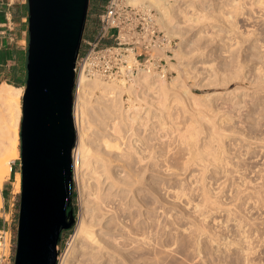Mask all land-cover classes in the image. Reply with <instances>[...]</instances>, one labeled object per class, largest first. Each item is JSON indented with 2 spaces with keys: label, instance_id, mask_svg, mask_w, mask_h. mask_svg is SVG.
I'll return each mask as SVG.
<instances>
[{
  "label": "rangeland",
  "instance_id": "374dc122",
  "mask_svg": "<svg viewBox=\"0 0 264 264\" xmlns=\"http://www.w3.org/2000/svg\"><path fill=\"white\" fill-rule=\"evenodd\" d=\"M179 1L183 6L180 11L187 7L186 15L177 11L174 20L184 27L185 42L176 52L181 39L172 37L177 44L174 60L168 62L166 74L162 75L165 82L156 86L158 97L154 104H147L152 107L148 120L136 124L137 136H133L140 140L143 167L151 170L144 168L148 171L143 182L135 186L137 192L132 191L138 197L128 190L120 191L124 198L121 204L118 202L121 210L137 203L132 211H126V264H264V11L259 0H238L237 9L231 0H225L220 18L215 12L220 0ZM99 10L96 1H90L88 29H92ZM212 13L214 19L209 18ZM230 14L233 17L228 18ZM16 26L20 28L21 23ZM20 40L15 41L18 46L29 44ZM13 65L8 63L2 75L7 76ZM223 81L229 92L243 93L241 102L232 94L220 97ZM19 88L23 92L1 106L5 120L11 123L17 109H22L17 127L18 155L6 164L11 165L12 172L3 185H7V192L2 191L0 209V229L5 226L11 230L13 253L17 248L22 194V182L20 188L16 183L18 174L22 180L21 125L26 85ZM160 92L169 99L160 97ZM78 93L77 83L74 116ZM94 106L97 112L89 108L94 113L89 110L86 116L91 147L103 149L99 145L103 137L122 144L120 134L111 129L114 123L127 131L126 136L122 131L127 142L130 124L110 114L104 117L108 126L104 127L100 108ZM76 147L77 143L74 151ZM120 153L110 151L111 159ZM130 162L114 159L116 173L128 174L135 165L133 160ZM78 183L74 168L75 198L70 207L75 224L59 242L58 264L77 232L82 213ZM246 240L250 241L248 246Z\"/></svg>",
  "mask_w": 264,
  "mask_h": 264
},
{
  "label": "water",
  "instance_id": "95a60500",
  "mask_svg": "<svg viewBox=\"0 0 264 264\" xmlns=\"http://www.w3.org/2000/svg\"><path fill=\"white\" fill-rule=\"evenodd\" d=\"M28 79L23 97L22 194L15 264H58L75 224L73 151L76 61L90 0H28Z\"/></svg>",
  "mask_w": 264,
  "mask_h": 264
},
{
  "label": "bare ground",
  "instance_id": "6f19581e",
  "mask_svg": "<svg viewBox=\"0 0 264 264\" xmlns=\"http://www.w3.org/2000/svg\"><path fill=\"white\" fill-rule=\"evenodd\" d=\"M127 2L131 5L142 6L154 10L161 29L171 38L177 36L180 37L181 46L178 50H176V52L180 51L183 43L185 42L182 34L184 27L175 22L174 16L177 11H184V15H186L187 7L180 11L183 6L179 5V0H127ZM224 2L225 0H220V7L216 9L218 11H215L220 14V18L224 15ZM254 3L255 1L251 4ZM259 4L264 11V0H259ZM231 5L233 8L237 9L239 8L240 2L238 0H231ZM214 17L213 13L209 16V18L213 19ZM229 17L233 16L230 14L228 18ZM185 20L189 21V17L185 16ZM233 27L236 28L234 24ZM230 35H233V33ZM220 41L223 40L220 39ZM220 52H222V50H220ZM165 80L164 76L162 77V75L157 73L153 74L152 71H143L129 81L119 79L107 82L100 77L89 78L83 74L79 78V93L75 104L74 116L78 137L77 147L74 151V168L75 178L79 182L78 184L81 189L82 213L79 223L77 224V232L74 235L66 255L60 264H105L108 261L109 264H120L119 260L126 264L127 258L124 250L127 245L123 231L128 228V222L126 220L128 209L132 211V207H135L137 203H130V205L126 206V209L123 208V210H121L119 204H121L120 202H122L124 198L120 197V191L128 190L130 192H134L135 186L138 184L141 185L143 182L144 175L147 173L146 171H148L146 169H149L147 168L148 166L143 167L142 162H144L145 159L143 157L144 155H142L143 152L140 151L139 148L141 144L139 145L138 141L140 140L133 139V136L134 134H136L134 137L137 136V128H135V126L144 124L145 119L148 120L151 113L150 109L152 107L147 106V104L149 102H151L152 105L154 104V100L158 97L156 95L158 92L156 86L159 83H164ZM223 84L224 88L220 91V97L223 94H232V96L237 99V102L242 101L243 93L239 94L238 92H229V87H227L228 84L224 81L220 83V85ZM22 92V88L6 82L0 85V209L3 204V185L7 180H9L8 176L12 172L11 165L8 164L6 166V164L7 162L13 161V159L18 155V150L16 148L17 127L19 119L22 115V109H17L12 119L14 122L11 123L10 121L5 120L1 106L12 97L19 96ZM127 96L128 99H125ZM159 96L165 98L166 100L169 99L167 94L163 92H160ZM92 104L98 105V108H100L99 111H101L102 119L105 125H103L104 127H108L104 117L110 114H117L119 118H122L123 121L130 124V126L128 125V131L131 132L130 135L127 136V142L125 141L126 137H122L123 130L120 129L118 123H114L111 125V129L120 134V139L123 140L122 144L119 145L118 143L112 142L106 137H103L99 144L100 146H103V149L96 150L95 146H93V148L91 147V144L87 141L86 116L91 108V110L97 112L95 111L97 106ZM126 132H124L125 136L127 135ZM123 146L125 147L123 148ZM114 149L121 151V153L114 158L115 161L121 158L129 160V162L130 160H133V164L135 165L130 164L133 165L131 166V168L133 167L132 170L130 165L128 166L131 170H128V174H125L126 172L116 173L114 159H111L113 156L110 155V151H113ZM106 155H110L111 157L106 158ZM152 160H154L153 163L155 164V157H152ZM138 165V169L137 167L134 168ZM151 165L152 164H150V166ZM153 167H156V165H153ZM150 170L151 169H149V171ZM21 182V175L18 174L16 183L18 186L17 188H20ZM134 193L133 195H135ZM135 196L133 199H135ZM8 218L9 217L7 215L6 220H8ZM247 237L246 239L248 240ZM247 240L246 246H248ZM246 246L244 248H247ZM247 249L249 250V248ZM251 250L252 248L250 251Z\"/></svg>",
  "mask_w": 264,
  "mask_h": 264
},
{
  "label": "built area",
  "instance_id": "2783aa9c",
  "mask_svg": "<svg viewBox=\"0 0 264 264\" xmlns=\"http://www.w3.org/2000/svg\"><path fill=\"white\" fill-rule=\"evenodd\" d=\"M176 45L160 28L154 10L127 0H108L92 29H85L75 67L77 83L82 74L106 81L131 79L143 71L166 74ZM15 256L12 232L4 226L0 264H15Z\"/></svg>",
  "mask_w": 264,
  "mask_h": 264
},
{
  "label": "crops",
  "instance_id": "0c3cea01",
  "mask_svg": "<svg viewBox=\"0 0 264 264\" xmlns=\"http://www.w3.org/2000/svg\"><path fill=\"white\" fill-rule=\"evenodd\" d=\"M28 17L29 6L27 0H0V52L6 53L7 65L10 62L14 64L12 71L9 73L16 71L14 67L19 60L26 62L27 71L29 44L18 46L15 41L24 39L20 42H29ZM17 22L21 23L20 28L16 26ZM4 70L6 69L0 64V77H5L2 75ZM10 76L11 74H9ZM3 190L7 192V185Z\"/></svg>",
  "mask_w": 264,
  "mask_h": 264
},
{
  "label": "trees",
  "instance_id": "16d2710c",
  "mask_svg": "<svg viewBox=\"0 0 264 264\" xmlns=\"http://www.w3.org/2000/svg\"><path fill=\"white\" fill-rule=\"evenodd\" d=\"M97 3V6L100 7V10L98 11V14H100V12L102 11V8L104 6V4L108 1V0H95ZM96 15V19L97 20V16ZM88 20H89V16H88ZM0 64H2V66L6 69L7 66V57H6V53L4 52H0ZM26 62L25 61H21L19 60L16 64V66L14 67V69L16 68V71L9 73L11 74V76L9 77V74L5 77H0V84L6 80H9V83L17 86V87H21L27 84V79H28V72L26 71V66H25ZM6 193H4L5 195ZM73 198H75V192H74V188H73V195H72V200ZM71 209V207H70ZM64 232L61 235V238L63 236ZM61 240V239H60ZM60 242V241H59Z\"/></svg>",
  "mask_w": 264,
  "mask_h": 264
},
{
  "label": "flooded vegetation",
  "instance_id": "af4514ba",
  "mask_svg": "<svg viewBox=\"0 0 264 264\" xmlns=\"http://www.w3.org/2000/svg\"><path fill=\"white\" fill-rule=\"evenodd\" d=\"M90 1H92V0H90Z\"/></svg>",
  "mask_w": 264,
  "mask_h": 264
}]
</instances>
